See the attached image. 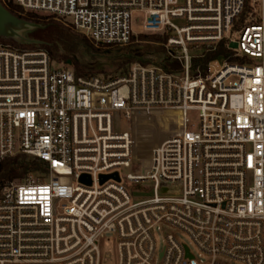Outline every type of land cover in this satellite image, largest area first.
<instances>
[{"label":"built area","instance_id":"2783aa9c","mask_svg":"<svg viewBox=\"0 0 264 264\" xmlns=\"http://www.w3.org/2000/svg\"><path fill=\"white\" fill-rule=\"evenodd\" d=\"M0 2L109 49L130 42L140 11L142 32L166 36L167 56L181 65L76 76L52 67L45 50L0 44V162L24 154L46 166L38 180L0 187V264H103L107 235L114 264H264V0ZM220 42L232 60L193 75L192 59ZM198 45L192 58L188 46ZM164 110L180 114L179 131L151 149L141 173L121 174L132 168L134 138L115 114L131 122ZM114 173L119 180L100 181ZM161 227L185 234L197 256L172 232L158 250Z\"/></svg>","mask_w":264,"mask_h":264},{"label":"rangeland","instance_id":"374dc122","mask_svg":"<svg viewBox=\"0 0 264 264\" xmlns=\"http://www.w3.org/2000/svg\"><path fill=\"white\" fill-rule=\"evenodd\" d=\"M38 16H42V15H38ZM46 20H53V19L46 18ZM142 22H143V13L140 11H134L132 13V31L134 33L133 35L134 39L132 41L130 40V42L127 45H129L131 48H137L139 50H145V49L150 50L159 45V46H163L166 51L164 42L162 41H157L156 39H146V40L139 39L138 36L140 34H158V33L142 32ZM36 29L37 28L32 29L22 24H10V26H7V27H0V31L8 35V36H1V38L5 40H3L2 43L0 44L8 45L12 48H15L21 51H33V50H40V49L46 51V49H43V48L23 49L19 47V45L23 46L27 44L38 45L37 43L24 42V40H27V39L39 41L37 39L30 37L29 35L31 32H33ZM70 30L73 31L72 29ZM159 35L162 40V37L164 35L162 34H159ZM229 35L232 38H235V39L238 38V34L235 33V30H232V32L229 33ZM96 47L101 49L102 52L100 51V54L106 53L109 50V48H103L99 46H96ZM203 48L204 46L202 45H198L196 47L188 46V53L193 58L197 54H200ZM50 60H51L52 67H57L59 69L63 67H69L73 69L72 65H68L64 62H59L56 56L50 57ZM80 60H82L85 63H89V65L91 66L90 72L88 73V75H100L104 77L118 76L123 71V68H118L116 64H114L111 60L107 59L106 57L102 55H98L96 57H88L87 55H83L80 58ZM187 118L189 120L188 129L197 130L198 125H199L198 113L194 110H188ZM180 121H181L180 114L178 112H172V111H167V110L158 111L153 114H137L135 116V119L132 120L131 122H128L125 119V117L122 115V113L117 112L115 114V123H116L117 128L120 131H128V132L131 131L133 138H134V147H133L134 162H133L132 168L122 169L121 174L125 175L127 173H131V174L141 173V170L139 167L147 161L151 149L157 146L158 144H160L163 140L177 133L180 128ZM28 159H30V157L26 156V160ZM40 172L41 171H30V172L25 173L22 178L14 179L12 181L13 182L20 181L21 179H25V178H31L34 180H38L40 179ZM135 195H141V193L137 192L135 193ZM167 232H172L175 235V237L178 238L181 242L186 243L190 247L193 254L197 256V251L195 250V248L193 247L190 240L185 234H183L182 232L178 230H172L167 227H161L159 229L154 230V236L157 242L158 250L162 249L164 245L165 234ZM101 247H102V252H103V264H114V249H113L114 238L111 235H107L105 239L103 240ZM233 264H239V263H233Z\"/></svg>","mask_w":264,"mask_h":264},{"label":"trees","instance_id":"16d2710c","mask_svg":"<svg viewBox=\"0 0 264 264\" xmlns=\"http://www.w3.org/2000/svg\"><path fill=\"white\" fill-rule=\"evenodd\" d=\"M4 6L14 15L40 24L41 26L29 35L42 43L38 45H19L20 48L46 49L49 56H56L59 62L67 64V62L70 61V65H72L76 76L88 75L90 72L91 66L89 63L80 60L83 55H87L88 57L102 55L116 64L118 68H123L122 72L126 70L129 64L135 62L141 64H156L170 73L179 72L181 69V65L176 59L167 56L163 46L158 45L150 50H139L126 45L123 47L111 48L106 53L100 54V48L94 46L86 37L71 31L59 21L46 20L45 17L28 12L23 13L19 7L13 5L11 2L4 4ZM138 37L140 40L156 39L162 42L166 40V36H163L161 40L159 34H140ZM133 39L134 37L131 36L130 40L132 41ZM3 40L5 39L0 37V43H2ZM229 55L230 50L226 48L223 42H220L214 50L204 51L202 56L192 60L193 75H196L195 70L198 66L200 70H205L208 62L219 57L231 61L232 58ZM44 170H46L44 163L32 157L26 160V155L24 154L6 158L0 162V187L14 179L22 178L27 172Z\"/></svg>","mask_w":264,"mask_h":264},{"label":"water","instance_id":"95a60500","mask_svg":"<svg viewBox=\"0 0 264 264\" xmlns=\"http://www.w3.org/2000/svg\"><path fill=\"white\" fill-rule=\"evenodd\" d=\"M10 24H22V25H26L32 29L35 28H39L41 27L39 24L27 21L19 16L14 15L13 13H11L1 2H0V27H7L10 26ZM1 36H8L7 34H4L3 32L0 31V37ZM24 42L27 43H37V44H41L42 42L40 41H36V40H24ZM230 47L235 48L236 44L235 43H230ZM68 65H70V61L67 62ZM114 178L116 180H119L118 174L114 173L111 175H101L100 176V181L103 182L104 180L108 179V178ZM80 181L86 183V184H90V179L87 175H82L80 177Z\"/></svg>","mask_w":264,"mask_h":264}]
</instances>
